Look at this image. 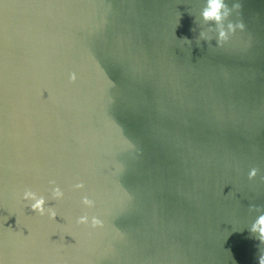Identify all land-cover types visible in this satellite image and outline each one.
Segmentation results:
<instances>
[{
  "label": "water",
  "instance_id": "95a60500",
  "mask_svg": "<svg viewBox=\"0 0 264 264\" xmlns=\"http://www.w3.org/2000/svg\"><path fill=\"white\" fill-rule=\"evenodd\" d=\"M0 264H264V0H0Z\"/></svg>",
  "mask_w": 264,
  "mask_h": 264
}]
</instances>
